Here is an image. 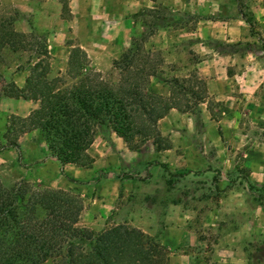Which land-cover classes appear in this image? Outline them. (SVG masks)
<instances>
[{
  "label": "rangeland",
  "instance_id": "rangeland-1",
  "mask_svg": "<svg viewBox=\"0 0 264 264\" xmlns=\"http://www.w3.org/2000/svg\"><path fill=\"white\" fill-rule=\"evenodd\" d=\"M132 1L0 0V198L20 220L35 193L58 188L81 204L76 227L138 230L142 253L124 250L120 264H264L263 190L246 183L264 184V0ZM75 47L88 64L78 74L67 69ZM32 67L41 87L87 75L172 107L128 143L95 126L89 160L60 166L31 115L37 101L15 95ZM132 166L140 179L85 225L83 187L101 207L109 181Z\"/></svg>",
  "mask_w": 264,
  "mask_h": 264
},
{
  "label": "trees",
  "instance_id": "trees-1",
  "mask_svg": "<svg viewBox=\"0 0 264 264\" xmlns=\"http://www.w3.org/2000/svg\"><path fill=\"white\" fill-rule=\"evenodd\" d=\"M87 65L85 53L79 47L72 48L67 69L79 72L87 69ZM89 77L84 75L70 87L52 90L41 87L32 67L24 79L23 89L15 93L19 96L28 91L27 98L37 101L39 107L31 115L60 166L64 163L84 165V160H89L85 150L93 140L95 126L109 128L128 143L136 134L146 136V130H153L155 121L172 107L156 92L142 94L128 85L113 87L95 78L93 83L87 81ZM138 121L140 124H136ZM15 150L18 157L16 146ZM59 172L69 182L85 183L68 178L61 167ZM186 172L189 170L180 174ZM116 177L140 179L129 172ZM246 183L253 191L263 190L258 200L264 209V184L248 180ZM67 194L58 188L35 193L20 220L14 208L7 206L6 198H0V264H40L49 258H59L61 264H120L124 257L142 253L137 237L141 234L134 228L119 224L92 234L85 227H76L74 223L81 204L76 196ZM19 195L17 198L15 194L12 200H20L22 195ZM127 249L131 250L130 255L124 252Z\"/></svg>",
  "mask_w": 264,
  "mask_h": 264
},
{
  "label": "crops",
  "instance_id": "crops-1",
  "mask_svg": "<svg viewBox=\"0 0 264 264\" xmlns=\"http://www.w3.org/2000/svg\"><path fill=\"white\" fill-rule=\"evenodd\" d=\"M142 1H144L143 2L144 4H146L147 2L148 3L152 2L151 0H142ZM130 2L132 4L133 1L130 0ZM223 23L225 25L223 27L228 26V23H226V22H223ZM218 36L220 37V34ZM102 135L104 136V134H102ZM105 137H107L110 141L115 140V138H119L112 131L110 133L107 132L105 134ZM94 141H95V139H93V143H91V145H94ZM120 154H123V152ZM124 154L127 155L126 153H124ZM128 154H129V152H128ZM109 159H111V155L108 156L107 161H109ZM103 163H105V165H107L108 162L106 163V160H105V162H103ZM118 168H119V166H118ZM113 169H114V167H113ZM126 169L127 168H122V170H126ZM128 169H129V173H130V171L135 169V168H133V166H132V168H128ZM141 173L142 172H138V174H135V173L134 174L132 173V174L133 175H139ZM122 179H124V178H122ZM133 179H135V178H133ZM116 181H117V179H115V180L111 179V181H109L108 186L110 187V191L107 192L108 195L105 197V199H104L105 202H104V204L101 205V207H99L100 204L98 202H96L94 200V198H92V195H90L91 193H93V192H91V191H93V189L89 190V186L92 187L93 185H85L83 187V189L80 192V196L83 197V200H82L83 201V207H82L83 210L82 211H83V215H84L83 222L85 225L91 227L97 221H99V222H100V220L103 221L105 219L104 213H108V212H100L99 210L100 209L103 210L104 207H111V204H112L111 201H113L112 199L115 198V195H116L115 193H116L117 187H119V185L121 183H124V184L125 183H131V181H133V180L132 179H125V180H120L118 182H116ZM95 186H96V189H98L99 185H95ZM174 243L180 245V240H178L177 242H174Z\"/></svg>",
  "mask_w": 264,
  "mask_h": 264
}]
</instances>
